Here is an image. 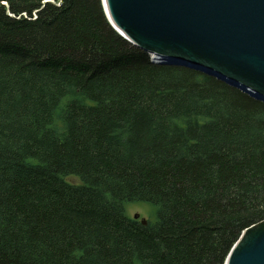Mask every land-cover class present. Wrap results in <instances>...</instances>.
Returning <instances> with one entry per match:
<instances>
[{
    "label": "trees",
    "instance_id": "obj_1",
    "mask_svg": "<svg viewBox=\"0 0 264 264\" xmlns=\"http://www.w3.org/2000/svg\"><path fill=\"white\" fill-rule=\"evenodd\" d=\"M263 218L264 101L151 61L101 0H0V264H223Z\"/></svg>",
    "mask_w": 264,
    "mask_h": 264
},
{
    "label": "water",
    "instance_id": "obj_2",
    "mask_svg": "<svg viewBox=\"0 0 264 264\" xmlns=\"http://www.w3.org/2000/svg\"><path fill=\"white\" fill-rule=\"evenodd\" d=\"M101 3L109 24L151 61L204 70L264 101V0ZM223 264H264V218L241 232Z\"/></svg>",
    "mask_w": 264,
    "mask_h": 264
},
{
    "label": "rangeland",
    "instance_id": "obj_3",
    "mask_svg": "<svg viewBox=\"0 0 264 264\" xmlns=\"http://www.w3.org/2000/svg\"><path fill=\"white\" fill-rule=\"evenodd\" d=\"M66 180L74 183H77L79 181L74 176H67ZM124 209L128 217H133L135 213H138L140 218L146 219L149 223H154L157 218L156 206L149 202H143V201L127 202L124 204Z\"/></svg>",
    "mask_w": 264,
    "mask_h": 264
}]
</instances>
